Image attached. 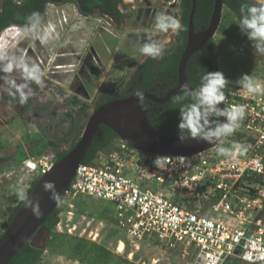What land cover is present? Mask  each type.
Returning a JSON list of instances; mask_svg holds the SVG:
<instances>
[{"label":"rangeland","instance_id":"374dc122","mask_svg":"<svg viewBox=\"0 0 264 264\" xmlns=\"http://www.w3.org/2000/svg\"><path fill=\"white\" fill-rule=\"evenodd\" d=\"M124 1L125 7L120 10L129 16L120 24L112 23L96 10L89 16L81 14L71 2L48 4L42 29L49 33L46 44L33 37L20 36V28L0 34V49L16 54L23 51L43 73L39 85L27 82L25 92L29 99L25 104L20 103L18 93L13 96L0 90V231H5L8 207L15 205L12 186H22L27 192L33 181L42 177L29 166L33 168V163L39 162L53 165L56 153L68 150L83 131L81 128L97 108L101 94L110 88L115 93L125 92L132 75L146 59L136 51L137 34L150 33L158 39L165 38L167 34L156 32L152 26L154 15L164 11L180 18L177 0H148L152 3L148 9L136 0L134 3ZM237 23L223 6L212 38L219 71L228 80L226 86L239 85L237 80L244 74L264 84V56L254 54L251 41L241 33ZM174 37L171 36L172 42ZM13 76L18 83L24 82L19 73ZM73 97L88 106L87 116H79V107L70 101ZM51 142L56 143L58 149H54ZM234 143L223 138L224 147ZM216 148L217 145L206 150V154L218 159L229 158L217 155ZM248 193L242 190V194ZM211 203L209 199L198 201L202 212L208 215H211ZM57 208L59 221L53 230L54 242L43 252V261L58 264L193 263L191 252L180 247L167 250L155 241L130 242L117 227L112 203L64 195ZM251 215L256 219L264 218V206ZM219 219L228 221L232 227H240L238 221L231 218L219 216ZM119 242L124 245L121 253L117 251ZM95 245L109 250L110 259L95 261L94 253H88ZM232 264L244 263L236 260Z\"/></svg>","mask_w":264,"mask_h":264},{"label":"built area","instance_id":"2783aa9c","mask_svg":"<svg viewBox=\"0 0 264 264\" xmlns=\"http://www.w3.org/2000/svg\"><path fill=\"white\" fill-rule=\"evenodd\" d=\"M225 96V108L246 105L245 118L233 134L241 135L236 143L247 148L244 155L218 159L206 151L150 154L118 138L111 149L78 165L65 197L112 203L117 227L130 242L155 241L167 250L180 247L191 252L192 264H264V218L251 215L264 206V94L252 96L234 85L225 87ZM157 156L167 157L161 167L153 163ZM33 164L29 167L40 175L52 166ZM200 198L212 200L211 215L200 209ZM219 216L238 221L240 227ZM37 264L58 263L41 259Z\"/></svg>","mask_w":264,"mask_h":264},{"label":"clouds","instance_id":"9594fccd","mask_svg":"<svg viewBox=\"0 0 264 264\" xmlns=\"http://www.w3.org/2000/svg\"><path fill=\"white\" fill-rule=\"evenodd\" d=\"M239 22L237 23L242 34L251 41L254 54L264 56V0H246L240 7ZM44 18L38 11H33L26 17V22L22 26L13 25L5 29L0 34L11 29L17 31L23 37H33L41 43L48 42V31H43ZM153 28L158 33L167 34L165 38L158 39L150 33L145 35L137 34L136 51L145 58L160 60L164 57L172 43L171 36L178 35L183 31L181 19L167 12L161 11L154 15ZM19 73L23 83H18L13 74ZM42 70L40 66L33 62L23 51L20 54L9 53L6 49H0V90L8 91L9 95L19 94L21 104L27 103L29 95L25 92L29 84L33 82L39 85L42 82ZM241 88L249 95L256 96L264 94V86L257 83L251 75L244 74L237 80ZM228 80L223 72H204L197 86L193 87L189 82L180 85L182 95L176 100L184 101L179 108V130L178 138L183 142L187 132L188 137L197 141H205L208 144H216V153L219 156L233 157L244 155L247 148L234 143L231 147L223 146V138L229 137L240 127L245 118L246 105L233 104L229 107L221 108L225 96V87ZM15 90V91H13ZM138 97L143 94L137 92ZM220 118H224L221 120ZM167 157L157 156L153 161L156 167H161ZM11 175V173H9ZM17 199L25 203V207L30 208L34 215H40L38 203H33L29 199L24 187L12 186ZM43 191L50 193V199L58 201L59 194L56 192L55 184L51 181L43 183Z\"/></svg>","mask_w":264,"mask_h":264},{"label":"trees","instance_id":"16d2710c","mask_svg":"<svg viewBox=\"0 0 264 264\" xmlns=\"http://www.w3.org/2000/svg\"><path fill=\"white\" fill-rule=\"evenodd\" d=\"M118 0H0V33L10 26H22L26 22V17L33 11L41 13L45 21V10L48 4H65L68 2L73 3L81 14L86 16L91 15L95 9L102 15H106L111 19L117 20L121 18V14L116 9ZM170 2L171 0H166ZM180 13L182 16L183 31L176 38L178 45L169 48L164 57L160 60L147 59L137 70L136 74L131 77L125 92L115 93L112 88L106 90L101 94L97 107L100 105L130 95L137 92H148L151 89L161 90L164 87L163 94L171 90L177 84V66L179 58L184 50L187 42V22L188 15L191 10L192 0H178ZM224 7L229 10L237 22H239L240 7L246 3V0H222ZM214 0H195V11L193 16V25L197 32L206 29L212 9ZM219 71L217 62V51L213 39L205 43L199 50H197L188 60L185 67V75L188 82L193 86H197L199 78L204 72ZM182 94L173 96L165 104L158 106L155 112L150 111L148 114V122L152 128L163 137L178 138L179 130L177 125L179 123V108L184 101H177L176 97ZM71 103L78 106L79 116H87L88 106L80 102L76 97L70 99ZM83 130V128H81ZM82 132V131H81ZM81 132L74 142L69 146L68 150L58 151L54 158V163L59 162L79 141ZM186 139L187 132L184 133ZM118 136L106 126L100 125L90 143V146L84 156L82 163H90L99 151H107L112 148L114 140ZM227 140L238 142L241 135L234 136L233 134L226 137ZM50 145L54 149H58L56 143L51 142ZM39 179L33 181L31 187L27 190L29 196ZM15 205L8 207V217L4 223V230L9 226L12 218L24 203L16 198L13 199ZM59 209L55 208L43 223V227L48 229L49 236L42 249H36L29 245L27 242L17 252V254L7 264H37L41 260L43 252L48 246L54 242L53 230L57 225L59 218ZM4 232V231H3ZM0 231V236L3 233ZM89 254H93L95 261H107L111 257V252L102 246H93L88 250ZM125 262V260H123ZM128 263V262H127ZM232 264V263H229Z\"/></svg>","mask_w":264,"mask_h":264},{"label":"water","instance_id":"95a60500","mask_svg":"<svg viewBox=\"0 0 264 264\" xmlns=\"http://www.w3.org/2000/svg\"><path fill=\"white\" fill-rule=\"evenodd\" d=\"M223 6L222 0H214L206 29L197 32L192 21L195 11V0H192L187 22V42L177 66V84L164 97L158 98L151 93L141 92L143 95L139 97L135 94L106 102L91 113L77 144L59 162L54 163L46 174L42 175L28 196L33 203L39 204L40 215L38 217L34 215L31 209L25 207L23 203L0 236V264H7L27 242L36 249L44 247L50 231L42 225L64 198L75 170L82 163L94 133L100 125L109 128L124 143L150 154L185 156L216 146V144H208L192 138L182 142L179 138L159 135L147 121L145 111L141 109L139 101L145 98L161 104L181 94L180 85L188 82L185 75L186 64L197 50L213 38L220 23ZM219 107L224 106L221 104ZM46 181L55 184L56 192L59 194L58 201L51 200V194L43 191L42 186Z\"/></svg>","mask_w":264,"mask_h":264},{"label":"flooded vegetation","instance_id":"af4514ba","mask_svg":"<svg viewBox=\"0 0 264 264\" xmlns=\"http://www.w3.org/2000/svg\"><path fill=\"white\" fill-rule=\"evenodd\" d=\"M137 2H141V4H143L147 9L148 8H151V6H152V3L151 2H149L148 0H136ZM163 1H165V2H167L166 0H163ZM129 3H134L135 2V0H129L128 1ZM125 1L124 0H118L117 1V4H116V9L118 10V12L121 14L120 16H121V18H118V20H120L119 22L117 21V20H114V19H111V18H109L108 16H106V15H103V17H105L106 19H108V20H110L112 23H114V24H120V23H122L123 21H124V19L126 18V17H128L129 15H127V14H124L121 10H120V7H125ZM174 3H176V2H174ZM177 4H178V6H179V1L177 0ZM132 9H135V7H133ZM180 9V8H179ZM95 10H97V9H95ZM180 13V12H179ZM102 15V14H101ZM180 19H181V22H182V16H181V13H180ZM180 35V33L178 34V35H175V37H174V40H173V42L170 44V46H169V48H172L173 46H175V45H178L177 44V42H176V38L178 37ZM147 59H149V58H146L145 60H143V62L138 66V68H137V70L139 69V67L147 60ZM210 70H209V72H211V68H209ZM137 70H136V72H137ZM136 72L132 75V76H134L135 74H136ZM177 76V75H176ZM188 81V80H187ZM176 86V85H175ZM164 87H161V90H154V89H151L150 91H148V93H151V94H153V95H155L156 97H158V98H162V97H164L165 95H166V93L169 91H167L165 94H163V89ZM137 94V93H136ZM135 95V94H134ZM169 101V100H168ZM167 101V102H168ZM166 103V102H165ZM165 103H155V102H153V101H151V100H149V99H141L140 101H139V105H140V107H141V109L142 110H144L145 111V116H146V119H147V121H148V114H149V112L150 111H152V112H155V109L158 107V106H161V105H163V104H165ZM152 127V126H151ZM155 131V130H154ZM156 132V131H155Z\"/></svg>","mask_w":264,"mask_h":264},{"label":"bare ground","instance_id":"6f19581e","mask_svg":"<svg viewBox=\"0 0 264 264\" xmlns=\"http://www.w3.org/2000/svg\"><path fill=\"white\" fill-rule=\"evenodd\" d=\"M6 35V34H5ZM4 35V36H5ZM2 40V39H1ZM0 40V41H1ZM4 40V39H3ZM1 43V42H0ZM7 43V42H6ZM2 45V44H1ZM1 45H0V48H1ZM117 251L119 252V253H121L122 251H123V245L122 244H119V246H118V249H117Z\"/></svg>","mask_w":264,"mask_h":264}]
</instances>
